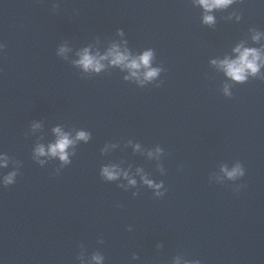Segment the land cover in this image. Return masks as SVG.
<instances>
[{"label": "clouds", "instance_id": "1", "mask_svg": "<svg viewBox=\"0 0 264 264\" xmlns=\"http://www.w3.org/2000/svg\"><path fill=\"white\" fill-rule=\"evenodd\" d=\"M230 0H215V5L216 6H223L227 3H229ZM202 3L205 4V7H212V4H209L207 0H202ZM210 20V18H207ZM252 57V60H249V57ZM258 54L255 52V50H245L244 52L241 53L240 58L237 62H234L232 64H229L228 66V71L229 74L235 77L237 80H242L244 79L243 73L245 72V68L250 69L252 71H256V65L254 63V60L257 58ZM124 57L117 55L116 60L120 61L123 60ZM151 59V53H145L142 57V63L147 66L149 64V61ZM82 63L84 64L85 67L90 66L93 61L90 57L85 56L82 60ZM140 65L136 62H133L131 64V67L137 68ZM156 74V70H151L147 72L148 77H152ZM81 137H84V134H80ZM71 143L70 140L67 139V137L62 138L61 140L58 141L56 145H53L50 149L51 153L53 155H60L62 159H67L66 154L64 153V149ZM40 153L43 154V149L41 148ZM105 174L109 177L112 178V173L109 172L107 169H105ZM230 178H235L237 176H243L244 175V170L240 167L237 166L234 168L231 172L227 173ZM15 173H12L8 175L5 178V186L12 184L14 182L13 177Z\"/></svg>", "mask_w": 264, "mask_h": 264}]
</instances>
